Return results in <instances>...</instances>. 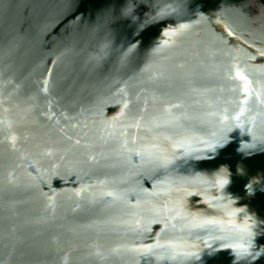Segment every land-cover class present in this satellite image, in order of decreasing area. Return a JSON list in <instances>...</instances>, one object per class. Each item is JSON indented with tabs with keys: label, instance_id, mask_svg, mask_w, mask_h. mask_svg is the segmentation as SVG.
<instances>
[{
	"label": "water",
	"instance_id": "95a60500",
	"mask_svg": "<svg viewBox=\"0 0 264 264\" xmlns=\"http://www.w3.org/2000/svg\"><path fill=\"white\" fill-rule=\"evenodd\" d=\"M261 53L264 0H0V264H264Z\"/></svg>",
	"mask_w": 264,
	"mask_h": 264
},
{
	"label": "snow or ice",
	"instance_id": "6c2138e0",
	"mask_svg": "<svg viewBox=\"0 0 264 264\" xmlns=\"http://www.w3.org/2000/svg\"><path fill=\"white\" fill-rule=\"evenodd\" d=\"M184 27H186V26H185V25H181V28H184ZM229 35H231V32H229ZM261 55L264 56V53H261ZM237 75H238L241 79H244V77H243L239 72H237ZM165 163H167V161H165ZM219 183H220L221 185H223V184L227 183V181H226V180H220Z\"/></svg>",
	"mask_w": 264,
	"mask_h": 264
}]
</instances>
